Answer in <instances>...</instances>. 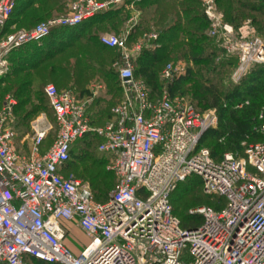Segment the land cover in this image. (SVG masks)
I'll return each mask as SVG.
<instances>
[{
    "label": "built area",
    "instance_id": "obj_1",
    "mask_svg": "<svg viewBox=\"0 0 264 264\" xmlns=\"http://www.w3.org/2000/svg\"><path fill=\"white\" fill-rule=\"evenodd\" d=\"M211 24V38H220L240 63L239 82L256 65H264V41L249 26L235 30L217 13L215 0H201ZM127 0H76L69 13L40 23L31 31L10 34V21L19 0H0V76L11 56L41 43L56 30H74L97 15L118 10ZM137 13L124 35H104L101 44L117 50L113 64L123 91L112 109L113 119L94 126L90 104L106 94L95 85L91 96L79 101L72 91L45 87L58 131L48 150L52 127L45 116L32 123L28 149L19 148L14 127L17 102L8 97L0 111V264H264V112L257 129L262 142L242 143L244 154L226 153L214 159L201 148L204 135L218 126L215 110L198 112L167 93L154 97L147 82L136 76L134 54L152 48L158 32L146 33L129 49V36L139 23ZM237 36L238 44L231 38ZM184 72L168 64L161 74L166 86ZM242 108V106H239ZM99 140L117 185L106 203L95 200L90 187L63 168L75 146ZM192 177L218 208L200 206L190 212L202 219L185 230L174 215L172 194ZM67 224L76 225L89 239L79 255L65 247Z\"/></svg>",
    "mask_w": 264,
    "mask_h": 264
},
{
    "label": "trees",
    "instance_id": "obj_2",
    "mask_svg": "<svg viewBox=\"0 0 264 264\" xmlns=\"http://www.w3.org/2000/svg\"><path fill=\"white\" fill-rule=\"evenodd\" d=\"M216 1L224 3L227 19L231 23L235 21L236 15L239 18H243V11H249L250 13H254L257 16H264V9L256 5L246 4L245 1L248 0H243L244 2H242V0ZM262 1L264 2V0ZM69 2L70 0H19L17 9L10 21L7 32L11 33V25L18 24H21L24 28H26L27 31H29L28 26H30V24L42 22L52 18L55 12L66 10ZM201 2V0H127L123 8L111 10L107 13L97 15L91 22L77 29L54 31L52 35L58 31L69 32L68 34H71V38L65 42H61L62 40H59V45H65V47H58L55 50V54H52V50H47L45 53L43 50H36L40 43H34L15 52L11 56L10 60L25 48L29 46L35 47L33 48L35 52H33V55L30 56H33L36 61L27 65V68L20 70V74L25 75L23 80L28 82L34 78L40 83L51 82L56 85L55 87L59 91H72L77 99L81 102L87 100L90 97L88 85L94 76L99 75L102 78L107 79L109 84L106 88V95L101 98H97L94 100L95 103L88 107V111L92 118V124L96 127L103 126L114 118L112 109L121 102L123 98V91L121 88L119 75L114 69L113 73L118 81L116 82L117 88H114L115 80L110 78V71L106 70V66L104 64L99 68L90 65L91 61L94 62L92 58L94 53L97 56L103 55L107 51L119 53L117 50L105 48L101 44L100 39L102 36H99L98 29L103 25H110L111 28L121 26L125 27L131 17L133 18L137 13L140 15L139 23L131 31L129 42H134L137 38H141L144 34H146V29L150 24H153V27H159L157 29L154 28V30L160 34L159 39L153 42V45H157V48H154L156 50H149L148 48L145 49L138 61L135 62L136 65L139 63L142 65L141 70H136V76L147 82L154 97H159L160 95L154 93L152 90L149 81L140 76L139 73L147 77L150 73L149 66L151 67V65L154 66L159 64L165 56L169 59L172 53V50L170 49H174L171 47H175L179 44V38L177 37L178 34H183L187 40L190 39L195 41L194 39L196 36L200 38V41L207 40V38L201 35L208 29L209 26ZM235 6L238 11L237 13H233ZM21 17L24 19V22L22 23L19 20ZM256 20L258 19H255V21ZM261 22L262 21L259 23ZM259 28L261 31H264V22L262 26H259ZM152 30L153 28L151 31ZM188 46L189 52L187 56L197 67H209L215 65L224 68L222 64H216L215 60L217 56L215 54L218 52L217 48L213 50V53H215L214 55H209V53L204 50L206 45H196L194 42H192L188 44ZM92 49L94 53H92ZM119 58L120 56L114 59L112 68L113 64ZM73 62L74 64H72ZM94 63L96 65L98 64V62ZM262 73L263 72H261V70L258 72L254 71L252 74L254 78H252L251 84H249L244 94H240L237 90L234 94L235 100L228 102L229 104L224 102L223 94L212 84L204 86L199 93L202 97L201 101L206 105V108L205 112H200L197 108H195L198 112L206 113L212 109H223V107L225 108V111L229 112L227 115V120L225 121V132L220 138L219 143L221 146H226V148L230 150L228 153H233L237 157H242L244 154V148L242 147L243 142L248 141L249 143H257L263 141V137L257 133V129L262 125V122L259 120V116L262 112H264V108H261L258 104H256L257 100H259L257 99L256 95L264 89V73ZM256 75H260V77L258 76L255 78ZM182 82L183 81L180 80L177 84L180 85ZM71 84L73 85L70 86ZM177 84L174 86H178ZM258 84H260L259 87H257ZM30 95L31 96L26 99V102L31 101L32 98L37 96V93L31 91ZM248 99L253 100L254 103L251 104L248 102ZM46 100L49 103L47 98ZM236 102L243 104V108L239 110L235 108ZM50 135L45 143L44 151L48 150L53 143H51V141L55 140L56 135L52 137ZM204 137L201 141L200 147L207 149V147L203 145ZM19 140L20 139L18 136V142ZM87 140L96 141V143L99 145V140L96 137H88L87 139L79 142L75 148ZM98 145L97 154L95 151L93 152L90 149V145L86 149L81 148L79 155L76 156L75 159L74 148L72 159L63 168L62 173L65 175L72 174L81 177V179L84 181H87L95 200L99 203H106L107 201L102 202L101 200L109 197V194L112 191L113 183L111 174L113 175V173L108 169L110 165L109 159L99 153ZM210 152L216 160H220L224 155L219 154V156H216L219 153L216 152V150H210ZM190 183H193V186H190ZM179 188L178 190L184 193V196L179 202L184 203L186 207L190 206L191 204L189 198H192L193 194L197 193L199 190L202 191L204 198L212 200V198L204 194L202 182L197 177L190 178L188 183L182 185ZM192 200L194 201V198ZM196 201L200 202L199 198H197ZM171 202L173 205L172 197ZM212 202L213 204L211 205L200 206H211L213 208L219 207L218 202L220 201H218V199H215V201L212 200ZM174 215L181 221L182 228L185 230L198 228L203 222L201 218L194 217L191 214L184 216L183 219H180V217L175 214V211ZM36 262L43 263L37 260H30L29 264Z\"/></svg>",
    "mask_w": 264,
    "mask_h": 264
},
{
    "label": "rangeland",
    "instance_id": "obj_3",
    "mask_svg": "<svg viewBox=\"0 0 264 264\" xmlns=\"http://www.w3.org/2000/svg\"><path fill=\"white\" fill-rule=\"evenodd\" d=\"M74 1L76 0H70L69 5L66 7L67 11L63 10L61 12H55L52 18L61 17V16L68 14L70 4ZM242 2L244 1L242 0ZM245 2L246 4L256 5L264 9V2L262 0H248ZM215 5H216L217 13L223 16L225 23L227 24L230 23L229 25L232 26L236 31L244 26H249V28L253 31L254 36L264 41V31H261L259 28V26H262L264 22V16L262 15L257 16L254 13H250L249 11L248 12L243 11L244 17L239 18L236 15L235 21L231 23L227 19V14H226V10L224 7V3L219 2V1L217 2L215 0ZM233 10H234L233 13L238 12L236 6L234 7ZM50 19H47L42 22H35V23L30 24V26H28L29 31L33 30L40 23H45L49 21ZM255 19H258V20L255 21ZM19 20L21 23L24 22V19L22 17L19 18ZM206 20L208 21V19ZM260 21L262 22L259 23ZM208 24H209L208 29L201 34L203 37L207 38L206 41H200V38L197 36L194 39L195 41H192L190 39L187 40L183 34L181 35L178 34L177 37L179 38V44L175 47H171L174 49H170L172 50L170 58L168 59L165 56L159 64L154 65V66L151 65V67L149 66L150 73L148 74L147 77L139 73L140 76H142L143 78L149 81L154 93L160 96H162L164 93H167L172 98H178L180 100H184L186 103L192 105L194 108H197L200 112H205V108H206V105L202 103L201 101L202 97L199 94L201 89L204 86H208L211 84L214 85L223 94L224 102L229 104L228 102L235 100L234 94L237 90L239 91L240 94L242 95L244 94L249 84H251L252 78H254V76L252 75L254 71L258 72L259 70H261V72L264 73V65H256L252 67V69L248 72L247 75L243 77L241 81L235 82L234 74L239 67V63H240L239 57L237 53H235L234 55L229 54V51L225 48L224 46L225 43L222 39L209 37L208 32L211 28V24L209 21H208ZM153 26H154L153 24L149 25V27L146 29L147 33L156 32L154 28L156 29L159 28V27H153ZM152 28L153 30L151 31ZM123 29H124L123 26L111 28L110 25H103L101 28L98 29V34L100 37L104 35L121 36L126 33ZM25 31H27L26 28H24L21 24H18L15 29H11L10 34L25 32ZM68 33L69 32H64V31L55 32L51 37L44 40L43 43H40L36 50L38 49L39 51L43 50L44 53L47 50H52V54H55L56 53L55 50L58 47L60 48L65 47V45H62V46L59 45L60 44L59 40H62L61 42H65L66 40L71 38V34H68ZM139 40L140 38H137L134 42L133 41L129 42V49L132 50L134 45ZM231 41L233 42L234 45L239 43L237 36H234L233 38H231ZM192 42H194L196 45H199V44L206 45L204 50H206V52H208L209 55H214L215 53H213V50L217 48L218 52L217 54H215L217 56L215 60L216 64L217 65L222 64L224 68H221L215 65L209 66V67H197L193 62H191V60L187 56L189 52L188 44ZM156 46L157 45H154L149 50H156L154 49V48H157ZM33 48L35 47L29 46L25 48L24 50L20 51L17 55H15L9 61V64L6 67L5 72L0 76V111L5 103V100L8 97L15 98L17 102V106L14 110V127H15V130L18 132V136L20 139L19 146L23 149H28L30 145V137L32 134V123L35 120H37L39 117L45 116L47 118L49 124L52 127L51 135H50L51 137L56 135L58 131V123H57L55 114L50 108L49 103L47 102L45 98L46 96H45V91H44L47 85H54V86L56 85L51 82L40 83L34 78L33 80L25 82L23 80L25 75L20 74V70L27 68V65L36 61V59L33 56H30V55H33V52H35ZM91 51L92 53H94L93 49ZM141 54L140 55L134 54L135 62L138 61ZM118 56H120L119 53L110 52V51H107L103 55H100V56H97L94 53L92 58L94 62H98V64L96 65L93 61L90 62V65L93 67L99 68L103 64L106 66V70L110 71V75H111L110 78L115 80L114 88H117L116 82L118 81L113 73L112 63L114 59L117 58ZM72 64H74V62ZM168 64H173L175 67L180 68L182 72H184L183 75L180 78L176 79V82L170 86H166L165 84H163L160 78L163 70ZM135 67H136V70L142 69V65H140V63L137 65L135 64ZM258 74H261V73H258ZM258 76L260 77V75ZM258 76L256 75L255 78ZM17 77H20V78H17ZM180 80L183 82L180 85H178L177 83ZM98 84H101L105 88H107L109 83L107 79H104L99 75H96L89 82V85H88L89 91L91 90L93 86L98 85ZM176 84L178 86H174ZM72 85L73 84H71L70 86ZM259 85L260 84L256 86L259 87ZM27 88L30 90H28ZM31 91L37 93V96L32 98L31 101L26 102L27 101L26 99L31 96L30 95ZM261 91L260 93L256 95L257 99H259L257 100L256 104H258L259 107L264 108V89ZM89 93H90L89 95L91 96V91ZM248 100H249L248 102H250L251 104L254 103L253 100H250V99ZM239 106H242L243 108V104L236 102L235 108H237L238 110L242 109ZM212 110H215L217 113V117L219 120L218 126L214 129H211L210 131L206 133L204 140H203V145L207 147V149L216 150V152H219L216 155V156H219V154H225L226 152L228 153L230 151L228 148H226V146H221V144L219 143L220 138L223 136L225 132V121L227 120V115L229 112L225 111L224 107L223 109H220V110L219 109H212ZM103 123H106V122H103ZM52 142L53 140L51 141V143ZM90 145H91L90 149L93 152L95 151L97 154L98 144L96 143V141L87 140V141L82 142L79 146L75 148L74 159L76 158V156L79 155L81 148L86 149ZM108 169H111V164L109 165ZM111 172L113 173V171ZM63 175L65 177H75L83 181L87 185H89L88 182L81 179V177H78L72 174H66V175L63 174ZM111 176H112L111 179L113 183V188H112L111 193L109 194V197L117 185V178L115 174L113 173V175L111 174ZM189 180L181 184L179 187L188 183ZM189 185L193 186V183H190ZM179 190L177 189L173 193L172 201H173V208H174L175 214L178 217H180V219H183L184 216H188L192 210H194L200 205L213 204L212 200L208 198H204L202 191L199 190L197 191V193L193 194L192 198L191 197L189 198L191 201V204L190 206L186 207L184 203L179 202L180 199L184 196V193ZM109 197H106L101 201L106 202L108 201ZM193 198H194V201L192 200ZM197 198H199L200 202L196 201ZM71 230H72V233H70L69 237L65 240L64 244H65V247L69 249L72 253L79 255L80 253L84 251L85 247L89 245V241L75 226L72 227ZM33 264H43V263L36 262Z\"/></svg>",
    "mask_w": 264,
    "mask_h": 264
},
{
    "label": "crops",
    "instance_id": "obj_4",
    "mask_svg": "<svg viewBox=\"0 0 264 264\" xmlns=\"http://www.w3.org/2000/svg\"><path fill=\"white\" fill-rule=\"evenodd\" d=\"M106 1H109V0H106ZM16 26L17 25H11L10 26V30L11 29H15L16 28ZM125 32H127V30H128V23L125 25V27H124V29H123ZM106 95V94H105ZM105 95H102V96H100L99 98H101V97H103V96H105ZM96 100V99H95ZM93 103H95V101H93L91 104H90V106L93 104ZM19 144V143H18ZM19 148H21L20 146H19ZM76 227V228H78L76 225H74V224H67L66 225V229H67V233H68V237H69V235H70V233H72V230H71V228L72 227ZM78 230L87 238V236L78 228ZM87 240L89 241V239L87 238ZM74 254V253H73ZM76 255V254H75Z\"/></svg>",
    "mask_w": 264,
    "mask_h": 264
}]
</instances>
